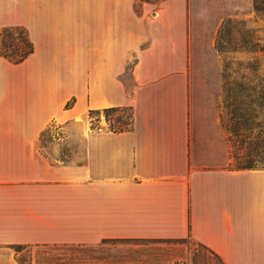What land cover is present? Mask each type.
Listing matches in <instances>:
<instances>
[{"label":"crops","instance_id":"1","mask_svg":"<svg viewBox=\"0 0 264 264\" xmlns=\"http://www.w3.org/2000/svg\"><path fill=\"white\" fill-rule=\"evenodd\" d=\"M191 4L0 0V32L33 46L19 62L0 52V245L190 238L264 264V168L229 165L215 62L198 61L216 58L228 14ZM106 107H130V129L39 138Z\"/></svg>","mask_w":264,"mask_h":264},{"label":"rangeland","instance_id":"2","mask_svg":"<svg viewBox=\"0 0 264 264\" xmlns=\"http://www.w3.org/2000/svg\"><path fill=\"white\" fill-rule=\"evenodd\" d=\"M191 12H222L228 15L233 22L232 42L229 52H218L216 58H202L198 61L206 60L210 65L215 62V72L211 75L217 81L218 104L222 98V82L224 72L230 73V77L236 76L234 73L237 66L242 67L248 60L258 63V72L264 75V16L257 15L252 8V0H213L210 4L207 0H191ZM223 19V20H224ZM222 20V21H223ZM221 21V22H222ZM240 21V23H237ZM220 22V24H221ZM235 22L237 24H235ZM205 20H196L194 24L200 31L207 25ZM220 26V25H219ZM250 30L254 37L258 38L257 51L251 52V45L244 42L246 31ZM199 31L198 40H201ZM18 37V34H14ZM216 38V37H215ZM10 37H5L7 44ZM1 50V41H0ZM216 50V49H215ZM218 66V67H217ZM218 68V69H217ZM247 72V71H246ZM212 77V78H213ZM71 99V98H70ZM69 99V100H70ZM68 100V101H69ZM219 111V107H218ZM120 116L123 120L129 117V110L123 108L114 115H109L110 122ZM62 126L64 130L62 131ZM102 126L109 128L105 112L100 110L91 115L86 114L83 121H68L64 124L52 123L50 131L44 136L45 141H62L64 134L72 130L80 136L81 132L88 128L95 129ZM230 165V162H229ZM0 264H219L216 258L208 255V252L200 247L196 242L185 238L176 240L165 239H110L95 246H76L70 244H46L28 246L0 245Z\"/></svg>","mask_w":264,"mask_h":264},{"label":"trees","instance_id":"3","mask_svg":"<svg viewBox=\"0 0 264 264\" xmlns=\"http://www.w3.org/2000/svg\"><path fill=\"white\" fill-rule=\"evenodd\" d=\"M252 8L257 15L264 16V0H252ZM232 20L224 19L218 27L214 48L218 52H229L232 42ZM240 23V21H237ZM235 22V24H237ZM18 34V37H14ZM5 37H10L8 43L4 42ZM0 52L10 61L19 62L24 59L33 49V46L21 27L3 28L0 32ZM244 42L251 45V52L257 51L258 38L254 37L250 30L246 31ZM247 62L242 67L235 69L236 76L230 77V73L224 72L222 82V98L219 107V118L225 133V140L228 147L230 166L233 169H261L264 168V75L258 72V63ZM247 71V72H246ZM72 97L65 106L73 105ZM127 108L129 117L123 120L119 115L114 118L113 123L108 118L119 110ZM105 112L109 123V129L120 132L129 130L132 124V112L130 107H106L102 109H88V114ZM52 123L45 127L40 133V140L50 131ZM190 239V238H188ZM110 240V239H107ZM191 240V239H190ZM104 240L103 242H105ZM194 242V241H193ZM200 247L212 255L219 264H225L218 254L201 243L196 242ZM28 246L29 244H12V246ZM46 245V244H37ZM83 246V244H70Z\"/></svg>","mask_w":264,"mask_h":264}]
</instances>
